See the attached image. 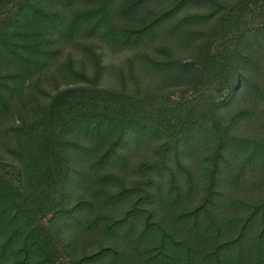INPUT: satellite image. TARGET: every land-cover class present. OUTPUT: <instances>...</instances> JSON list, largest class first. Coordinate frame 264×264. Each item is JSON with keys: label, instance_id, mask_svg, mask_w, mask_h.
Segmentation results:
<instances>
[{"label": "trees", "instance_id": "obj_1", "mask_svg": "<svg viewBox=\"0 0 264 264\" xmlns=\"http://www.w3.org/2000/svg\"><path fill=\"white\" fill-rule=\"evenodd\" d=\"M261 1L0 0V264H264Z\"/></svg>", "mask_w": 264, "mask_h": 264}, {"label": "rangeland", "instance_id": "obj_2", "mask_svg": "<svg viewBox=\"0 0 264 264\" xmlns=\"http://www.w3.org/2000/svg\"><path fill=\"white\" fill-rule=\"evenodd\" d=\"M261 14L262 15L264 14V3H263V1L259 2L258 7H256V17L261 18ZM262 19H264V18H262ZM74 54H75L76 58L82 57L81 54L79 56L76 52H74ZM127 55H128V52H125V51H120V50L110 51V58H113V60H115L116 63H118V62L122 63L126 59ZM110 58H107V60ZM4 171L5 172L9 171V168H5ZM6 173H8V172H6Z\"/></svg>", "mask_w": 264, "mask_h": 264}]
</instances>
